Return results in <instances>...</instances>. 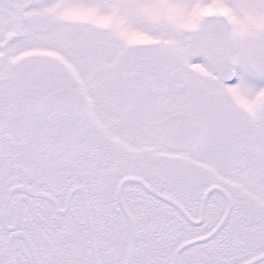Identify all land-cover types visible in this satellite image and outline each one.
<instances>
[{"label":"snow or ice","instance_id":"obj_1","mask_svg":"<svg viewBox=\"0 0 264 264\" xmlns=\"http://www.w3.org/2000/svg\"><path fill=\"white\" fill-rule=\"evenodd\" d=\"M0 264H264V0H0Z\"/></svg>","mask_w":264,"mask_h":264}]
</instances>
